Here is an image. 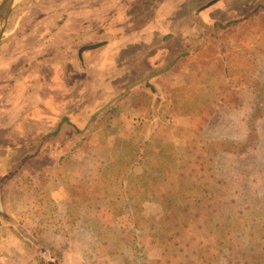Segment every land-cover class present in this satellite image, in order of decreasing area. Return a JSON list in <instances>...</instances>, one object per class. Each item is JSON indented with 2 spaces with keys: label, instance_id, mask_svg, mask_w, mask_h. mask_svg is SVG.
Here are the masks:
<instances>
[{
  "label": "rangeland",
  "instance_id": "1",
  "mask_svg": "<svg viewBox=\"0 0 264 264\" xmlns=\"http://www.w3.org/2000/svg\"><path fill=\"white\" fill-rule=\"evenodd\" d=\"M78 1L26 0L0 48L34 119L0 150V264H264V0ZM84 32L123 62L36 70Z\"/></svg>",
  "mask_w": 264,
  "mask_h": 264
},
{
  "label": "crops",
  "instance_id": "2",
  "mask_svg": "<svg viewBox=\"0 0 264 264\" xmlns=\"http://www.w3.org/2000/svg\"><path fill=\"white\" fill-rule=\"evenodd\" d=\"M79 1L82 2L83 5H79V6L76 5L77 8H80L77 12L79 14H81V13H85L86 11H88L87 6H86L87 0H82V1L79 0ZM216 2H214V3H216ZM213 4H211V5H213ZM211 5H209V6H211ZM205 7H208V6H205ZM70 13L71 12H68L69 15L65 17V20H63V18H61V19L58 18L59 20H57V22H56L58 24V28L61 27V29H65L63 26H65L66 24H69L70 20L68 21V19H71ZM75 16H78V15H75ZM14 18L15 19H14L13 25L20 24L21 20L23 19V16L18 15V16H15ZM12 29H14V28H12ZM93 29L94 28H92L91 30H93ZM95 31H97V30H95ZM98 31L101 32L102 30H98ZM88 33H86V32L79 33L77 36L72 38L71 41L68 40L67 42H64V43H59V42L53 43L54 46H53L52 50L47 51L43 56L39 57V59H36V61H37L36 64H38V62H41V66L39 68H36V70H38V71L42 70V68H43L42 64L44 65L43 62L45 61V59L51 58V60H47L45 62L50 61L52 63V65L61 64L62 66H64L65 64L72 63L73 67H74V69L71 68L72 72H76V73L78 71L81 72V69H78V71H76L75 68H78L83 63H85V57L86 56H91V55L97 54V53H103V54L115 53V54H117V55H115L116 58L111 59L112 61L115 60V63H113V65H115V64L117 65L118 64L117 62H123V60H121V59L118 61V58L122 52L119 53V55L117 53L125 47V46H123V44H125V43H122V40L124 37L123 33L117 32L115 37L108 36L107 38L102 39V40H98V41L95 40V41H90L87 43H85L86 42L85 41V42L81 43L83 40L89 38ZM17 34L18 33H16V31L11 30V32L9 33V36H11L10 39L17 36ZM35 35L38 36L39 33H36ZM52 36L55 38V41H56L57 37L54 36L53 34H50V35L49 34H41L40 35V37L44 40L46 37H48V38H46L48 42H51L52 40L54 41ZM168 37H169V35H167V33H164V37L162 40L165 41ZM21 39H23V37ZM78 43H79V45L75 49V47H73V46H74V44H78ZM99 43H101L99 46H96L93 48H85L88 45L99 44ZM110 48L111 49L113 48V50H111ZM74 50H76V51H74ZM65 56H67L68 58H69V56H71V61L63 60V57H65ZM1 96H2V94H0V100H1L0 101V150L2 151L5 149L4 147H7L8 145H10V144H7L8 142H11L14 139H18L19 136H21V135H28V133H26V131L29 127V122L34 120V119L23 117L22 121H24V122H20L21 116H20L19 112L14 114V112L12 110L9 111V109H7L4 106V103H3L4 99L3 98L1 99ZM19 147L20 146H14V149H12V150L19 151ZM21 147H20V149H21ZM10 150L7 149V151H9V155H7L6 157H5V155L4 156L1 155L2 157H0V163L2 162L1 159H3L4 162L5 161L7 163L11 162V164H12V162H13L12 159L14 157H13V155H10V154H12L11 153L12 150H11V152H10ZM10 160H12V161H10ZM9 173H10V171L4 172L3 174L0 173V177L3 176L4 174L9 175Z\"/></svg>",
  "mask_w": 264,
  "mask_h": 264
},
{
  "label": "water",
  "instance_id": "3",
  "mask_svg": "<svg viewBox=\"0 0 264 264\" xmlns=\"http://www.w3.org/2000/svg\"><path fill=\"white\" fill-rule=\"evenodd\" d=\"M26 0H0V48L3 45L4 41L6 40L7 36H9V33L11 32L10 28H13V22H14V15L15 10L17 7H21L24 5ZM217 0H211L209 1L205 6H209L216 2ZM99 44H93L88 45L85 48H93L96 46H99ZM149 77L140 79L133 84H131L124 92L130 90L131 88L135 87L136 85L148 80ZM123 93H120L116 95L113 99H111L109 102H107L102 108H100L97 112L102 111L107 106L112 104L116 99H118ZM93 116L90 118L89 122L92 120Z\"/></svg>",
  "mask_w": 264,
  "mask_h": 264
},
{
  "label": "trees",
  "instance_id": "4",
  "mask_svg": "<svg viewBox=\"0 0 264 264\" xmlns=\"http://www.w3.org/2000/svg\"><path fill=\"white\" fill-rule=\"evenodd\" d=\"M54 134H55V133H54ZM13 162H14V161H13ZM9 163H10V162H9ZM19 167H20V166H18V167L15 168V169H12V170L9 169L10 173H12V174L17 173V170H16V169H19ZM9 168H11V167H9Z\"/></svg>",
  "mask_w": 264,
  "mask_h": 264
},
{
  "label": "flooded vegetation",
  "instance_id": "5",
  "mask_svg": "<svg viewBox=\"0 0 264 264\" xmlns=\"http://www.w3.org/2000/svg\"><path fill=\"white\" fill-rule=\"evenodd\" d=\"M81 53V52H80Z\"/></svg>",
  "mask_w": 264,
  "mask_h": 264
}]
</instances>
